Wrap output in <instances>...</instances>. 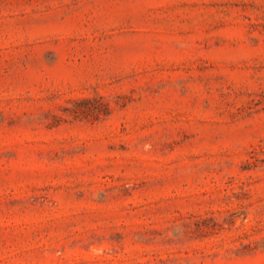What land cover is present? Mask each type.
Segmentation results:
<instances>
[{
    "label": "rangeland",
    "instance_id": "obj_1",
    "mask_svg": "<svg viewBox=\"0 0 264 264\" xmlns=\"http://www.w3.org/2000/svg\"><path fill=\"white\" fill-rule=\"evenodd\" d=\"M0 264H264V0H0Z\"/></svg>",
    "mask_w": 264,
    "mask_h": 264
}]
</instances>
